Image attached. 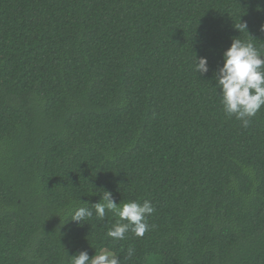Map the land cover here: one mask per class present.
<instances>
[{"label":"trees","instance_id":"1","mask_svg":"<svg viewBox=\"0 0 264 264\" xmlns=\"http://www.w3.org/2000/svg\"><path fill=\"white\" fill-rule=\"evenodd\" d=\"M262 26L264 0H0V264H264V108L244 128L215 79ZM104 189L155 227L70 221Z\"/></svg>","mask_w":264,"mask_h":264},{"label":"clouds","instance_id":"2","mask_svg":"<svg viewBox=\"0 0 264 264\" xmlns=\"http://www.w3.org/2000/svg\"><path fill=\"white\" fill-rule=\"evenodd\" d=\"M236 27L247 31V23H240ZM264 30V26H262ZM193 70L205 74L209 71L208 58L195 56ZM216 87L221 89L220 104L225 115L235 117L244 128H248L252 118L264 108V54L250 40L234 38L231 46L223 53V65L215 73ZM101 199L90 205L80 198L79 204L73 202L69 206L70 221H89L93 215L104 219L106 212L116 217V221L106 232V236L113 241H123L126 234L131 232L136 237H143L155 225L149 223L148 218L156 211L150 200H129L119 203L109 190L95 192ZM128 257L134 254L132 247L128 248ZM69 264H121V259L112 249L96 250L93 256L87 251H80L70 256Z\"/></svg>","mask_w":264,"mask_h":264}]
</instances>
